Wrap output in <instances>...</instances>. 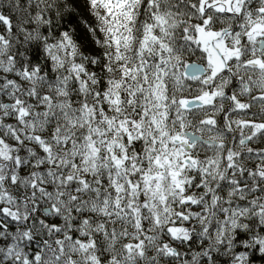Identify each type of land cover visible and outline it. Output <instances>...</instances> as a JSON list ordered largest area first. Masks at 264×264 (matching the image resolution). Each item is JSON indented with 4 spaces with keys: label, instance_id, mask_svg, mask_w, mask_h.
I'll use <instances>...</instances> for the list:
<instances>
[{
    "label": "snow or ice",
    "instance_id": "obj_1",
    "mask_svg": "<svg viewBox=\"0 0 264 264\" xmlns=\"http://www.w3.org/2000/svg\"><path fill=\"white\" fill-rule=\"evenodd\" d=\"M86 3L0 0V264L264 255V0Z\"/></svg>",
    "mask_w": 264,
    "mask_h": 264
},
{
    "label": "trees",
    "instance_id": "obj_2",
    "mask_svg": "<svg viewBox=\"0 0 264 264\" xmlns=\"http://www.w3.org/2000/svg\"><path fill=\"white\" fill-rule=\"evenodd\" d=\"M55 3L58 6L62 5V7H59L60 15H55V8L52 12L48 13L54 25L50 33L51 36L58 37L63 31H69L74 40L80 45L82 51L86 54L98 53L100 49L94 43L92 35L85 27L86 22H95L94 17L88 11L86 0H55ZM98 35L102 34L98 33ZM28 54L32 58L33 63H45L43 49L38 48L35 43L28 46ZM92 70L96 69L93 68ZM247 236V233H241L242 238H247ZM250 264H264V255L260 254L257 250H252Z\"/></svg>",
    "mask_w": 264,
    "mask_h": 264
},
{
    "label": "flooded vegetation",
    "instance_id": "obj_3",
    "mask_svg": "<svg viewBox=\"0 0 264 264\" xmlns=\"http://www.w3.org/2000/svg\"><path fill=\"white\" fill-rule=\"evenodd\" d=\"M194 59H195V58H193V60H194ZM253 146H254V147H260V146H262V145H260L258 142H254V143H253Z\"/></svg>",
    "mask_w": 264,
    "mask_h": 264
},
{
    "label": "rangeland",
    "instance_id": "obj_4",
    "mask_svg": "<svg viewBox=\"0 0 264 264\" xmlns=\"http://www.w3.org/2000/svg\"><path fill=\"white\" fill-rule=\"evenodd\" d=\"M245 222V221H244Z\"/></svg>",
    "mask_w": 264,
    "mask_h": 264
}]
</instances>
